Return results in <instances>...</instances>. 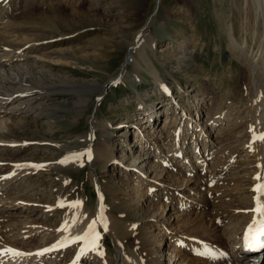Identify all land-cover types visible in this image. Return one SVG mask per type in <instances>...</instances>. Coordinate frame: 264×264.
<instances>
[{
    "label": "rangeland",
    "instance_id": "374dc122",
    "mask_svg": "<svg viewBox=\"0 0 264 264\" xmlns=\"http://www.w3.org/2000/svg\"><path fill=\"white\" fill-rule=\"evenodd\" d=\"M134 1L139 0H46L43 5L33 11L36 16L35 20H28L27 27L23 24L25 28L19 32L21 39L25 42L36 41L35 43L40 44L38 46L39 57L38 55L37 57L43 61L50 59L51 61H48L47 64L62 73L84 77L87 80H96L98 84L115 78L120 71L128 73L124 76L123 81L120 80L113 85L102 106L98 109L97 122L95 123L97 129L90 137L91 141L88 140L90 131L88 118L93 115L92 104H89V107L85 109L86 114L83 112L80 116V110L83 107H79L78 103L73 100H68L66 106H61L56 110L57 115L54 117L58 116L57 120L47 117L40 119L39 124L42 125V130L45 133H49V125L53 122L52 129L55 134L50 138L56 141V145L51 151L40 154L41 163H52L55 157L61 156L64 157V165L53 170L33 172L29 179L28 176H20L19 181L15 184L18 186L12 190L13 193L10 197L19 201L24 199V202L28 201V203L43 206L45 204L53 205L55 202L59 206L65 202L68 203L67 207H72L71 205L80 202V206L77 208L84 212L82 215H88L86 214V210H88L92 214L89 216H93L100 199V193L97 190L100 185L111 183V185L117 188L121 187L127 192L137 186L138 174L132 171L133 165L142 170L151 183L154 180L156 182L163 180L167 168L161 162L162 156L171 157V152H168L169 148L175 147L173 135H171L174 129L170 134H167L166 131L160 132L168 123L166 116L162 113L167 108L169 100L163 97L158 104V112L161 113V117L155 125L152 121H146L140 128L131 127L127 136L121 137L122 132L126 131L123 125L129 124L131 118L136 114H141L138 111L139 100L135 101L132 97L136 96L137 90H140L142 95L147 93L153 82L151 75L143 69L139 70V73L144 80H135L136 62H141L144 67L146 64L142 62L139 49L131 48L136 38L133 35L150 23L149 21L151 23L147 27V34L155 38L156 44L154 51L146 46L147 57L152 65L162 75H166L171 88L176 89L175 92L180 94L187 90L194 95L200 93L198 90L202 91L199 96V107L188 101L187 110L180 111L179 115L176 113L171 116L172 121L177 119V125L183 120L186 122L191 119L189 121L190 129L197 126V137L200 135V139L202 137L205 139L204 143H207L205 151L202 142L200 145L197 144L195 149L194 137L191 136L181 146L183 153L192 163L190 169L193 168L197 174L205 178L210 176L217 178L209 185L206 181L203 183V180L188 183V179H191L193 175H189V177L186 174L185 170L190 169L186 166L187 160L184 156L177 159V162L174 163L177 168L170 169L171 173H178L176 169L181 171L175 177L180 181L185 180L183 188L191 187V192L182 191H186V197H190L189 202L201 207H203L202 204H198V202L202 200L203 194L207 198L218 194V192L235 193L239 195V198L244 196V191L238 187V182L233 178L235 176L246 178L251 175V166L246 163L248 156L245 157L244 154L237 157L238 160H243L242 165L239 169L237 168L240 171L238 175H229V172L225 171L220 174L218 171L225 155L221 150L229 146L227 138L232 135L242 138L248 129L246 107H248L247 95L251 81L249 73L245 69L247 62L244 61V54L250 57H255L257 54V58L262 54L261 56L264 57V0H141L140 4ZM189 7H193L194 14L191 15ZM22 11L27 12L26 9H22ZM166 12L170 17L166 15ZM190 16L192 18L189 20ZM184 34L187 35L186 38H184ZM181 47L198 52L200 57L192 69L177 71L176 65L171 66V62H174L179 56ZM131 51L133 58H128ZM44 54H47L48 57H44ZM78 91L79 89L74 90L76 97L80 94ZM150 95L153 96V93L150 92ZM59 97H63V95L61 94ZM155 97L154 95L152 99L147 98L146 100L151 103V101H156ZM175 97L177 103L188 100L184 93ZM229 110H231L230 116ZM78 116L80 117L77 118ZM16 117H13L15 123L23 121L22 116ZM147 117L144 116L146 119ZM216 119L218 122H215ZM107 122L110 123L107 130H109V137L112 140L115 164H109L104 171L93 162L92 156L88 154V149L89 144L93 143L94 146H97L103 143L105 138L103 130L106 129L104 124ZM240 122H242L241 125ZM240 126L241 128H239ZM202 128L207 131L209 136L203 134ZM246 140L244 138L241 142H246ZM145 142L150 145L151 150L143 151ZM212 144L215 147L210 149ZM238 144L237 146L241 145ZM177 145H182V142H178ZM30 150L27 151L28 155L33 153ZM200 153L207 155L205 157L207 168L204 171L200 170L201 167L194 158L198 157ZM74 154L82 155L75 158ZM143 161L147 163L142 164ZM218 164L219 166H217ZM227 170H229L228 167ZM8 175V171L0 172V180ZM21 183L26 188L25 190H22L21 186L19 187ZM10 185H13V182H10L9 187ZM157 188L159 190L160 187L157 185ZM34 190H39L38 194H35ZM158 190H155V195L143 192L145 197L141 199L139 210L137 209L140 217L139 222H142L143 227L147 223L145 232L151 240L154 239V235L160 238L164 231L166 232V228H158L155 219H153V216H159L164 206H166L165 218L161 222H165L167 226L170 225L169 233L171 234L181 230L183 215H185L183 211H186V209L170 208L171 205L162 200L163 192ZM25 193H28L30 198L21 196ZM200 193L201 196H199ZM10 205V203L6 204V206ZM199 206L195 207L201 210L202 208ZM226 206L229 210L227 204L216 209H226ZM104 210L108 211V214L114 212L118 218H122V214L115 211L113 205L105 204ZM29 211L33 210L29 209ZM64 212L65 209L59 208L49 221L41 222L42 220H40L39 223L52 227L58 225ZM205 220L206 225L210 227L211 218L207 217ZM133 221L135 220L131 217L124 222ZM103 237L105 238L104 245L101 246L100 251L104 259L108 255H115L116 241L106 232ZM173 237L175 238V236ZM245 240L246 236H243V248ZM127 242L126 246L129 247L130 239ZM171 243L172 241H165L160 245V248L165 250V255L159 256L161 264H174V262L180 264L179 256L177 259L174 257L169 259L168 255L171 253L169 249L174 247V245L169 247ZM119 248L121 251L123 250L122 245ZM251 248H247L246 251L255 254L261 250ZM176 252L178 251L176 250ZM192 263L197 264L199 261H192Z\"/></svg>",
    "mask_w": 264,
    "mask_h": 264
},
{
    "label": "bare ground",
    "instance_id": "6f19581e",
    "mask_svg": "<svg viewBox=\"0 0 264 264\" xmlns=\"http://www.w3.org/2000/svg\"><path fill=\"white\" fill-rule=\"evenodd\" d=\"M45 2L46 0H0V172H9L7 177L5 176V178L0 180V250L11 248L25 254L19 258L5 255L2 258V264H161L159 256L165 255V250L161 249L160 245L165 241H172L169 247L174 245L173 248L169 249V251L171 250L168 255L169 259L173 257L177 259V256H179L178 262L180 264H195L192 261H199L197 264H264V247L252 246L253 250L256 248L261 249L258 250L259 252L255 251L257 253L252 254L246 251L249 248L247 241L245 240L246 246L244 245V248L242 244L243 236H246L249 226L253 224L255 219V213L252 209L255 207L254 198L257 193L254 188L261 183V180H257L256 177L260 175L264 179V170L259 167L264 166V141L254 140V135L264 134V57L261 56L262 54L259 58H257V54L255 57L244 54V61L247 62L245 69L249 73L248 76L251 81L247 95L248 107H246L248 129L244 135L242 134L243 136L241 135L242 138H237V135L227 138L229 146L221 150L225 155L222 158L223 160H221V164L219 163L221 167L218 172L220 174L225 171L229 172V175H238L240 173L238 169L242 165L243 160L240 161L237 157L244 154L245 157L248 156L246 163L251 166V175L246 178L239 176L233 178L238 182V187L245 194L241 198L235 193L218 192V194L210 198L203 194L202 200L198 202V204H202L203 207H201L197 204H192L189 202L190 197H186L185 192H191V187L183 188L185 180L180 181L179 178L175 177L181 171L176 169L178 173L174 174L171 173L170 169L173 168L174 170V168H177L174 163L177 162L180 156L186 157V166L189 169L191 168L192 163L187 158V155L183 153V147H181L189 137H194L195 149L197 144L200 145V142H202L203 150H206L207 143H204L205 139H202V137L200 139V135L197 137L198 127L196 126L194 129L191 127L190 129L189 121L191 119L186 118L188 121L185 122L183 120L179 125H177V119L171 120L172 114L177 113L179 115L180 111L187 110L188 101L190 104L199 107V96L202 91L198 90L200 93L192 95L187 90H184L180 94L184 93L188 100L185 102L178 101V103L175 101V96H180L179 92H175L176 89L173 90L171 88L166 75H162L147 57L146 48L149 47L154 51L156 45L155 38L147 34V27L151 21L133 35L136 38L131 48L139 49L138 52H140L142 62L146 64V67H144L141 62H136L135 72L137 71V73L134 76L135 80H144L139 73V70L142 71L143 69L151 75L153 82L147 93H144V91L142 95L140 90H137L136 96L132 97L135 101L136 99L139 100L138 105L140 107L138 111L141 114L138 113V115L133 116L129 124L125 122L127 125L123 126L126 131L122 132L121 137L127 136L131 127L140 128L146 121H152L155 125L159 117H161V113L159 114L158 112V104L163 97L169 100L167 108L162 113V115L166 116V122L168 121V123L164 125V129L160 132L166 131L167 134H170L174 129L171 135H173L175 147L169 148L168 152H171V157L162 156L161 162L167 168L163 180L159 182L154 180L151 183L146 174L133 165L132 171L138 174L137 186L127 192L121 187L117 188L111 185V183L100 185V188L97 189L100 193V199L93 216H89L91 212L88 210H86L88 215H82L84 212L80 211L81 209L67 207L68 203L65 202L59 206L57 202L53 205L45 204L43 206L28 203V201L24 202V199L19 201L10 197L13 193L12 190L18 186L15 184L19 181L20 176H28L29 179L33 172L53 170L64 165V157L62 158L61 156L55 157L52 163H41L40 154L51 151L56 145V141L50 138L55 134L52 129L53 122L49 125V133H45L42 130V125L39 124L40 119L47 117L57 120L58 116L54 117V115H57L56 110L61 106H66L68 100H73L78 103L79 107H83L80 110V116L83 112L86 114L85 109L89 107V104H92L91 107L94 108L92 110L93 115L88 118L90 126L88 140H90V137L97 129L95 123L97 122L98 109L108 96V91L114 84L120 80L123 81L124 76L128 73L120 71L115 78L98 84L96 80H87L84 77L60 72L47 64L48 61H51L50 59H46V61L39 59L40 49L38 46L40 44L35 43L36 41H23L19 32L25 28L28 20H35L36 16L33 11L37 10ZM134 2L142 3L141 0ZM22 9H26L27 12H23ZM189 9L191 15L194 14L193 7H189ZM166 15L170 17L168 12H166ZM191 18L190 16L188 19L190 20ZM76 21L78 20L76 19ZM186 36L184 34V38ZM131 54L132 51L128 58L132 57ZM44 57H48V55L44 54ZM199 57L198 52L181 47L179 56L174 62H171V66L176 65L174 67L177 71L189 70L196 64V60ZM77 89L80 91V94H78L79 91L77 93L78 97L74 94V90ZM150 92L153 93V96H156V101H151V103L146 100L147 98L152 99L153 96L150 95ZM61 94L63 97H59ZM147 104L149 105L147 106ZM230 114L231 110H229V116ZM18 115L22 116L23 121L15 123L16 121H14L13 117ZM144 116H148L147 119ZM215 122H218L217 119ZM241 124L242 122H240ZM104 126L106 129L103 130V136L105 137L103 143L97 146H94L93 143L89 144L88 151H90L93 162L105 171L109 164H115V157L112 150V140L109 137L110 132L107 130L110 123L107 122ZM202 131L204 135L207 134V131H204L203 128ZM206 136L209 135L207 134ZM244 138L247 140L242 143L241 141ZM178 142H182V145L178 146ZM238 143L243 145V147ZM214 147L215 145L212 148L210 145V149ZM30 149L33 153L28 155L27 151ZM146 149L148 151L151 150L147 142L143 145V151ZM209 153L208 156H210ZM205 157L207 155L204 153L194 157L198 165H200L201 171L207 168ZM145 163L147 162H142V164ZM17 165L29 166L17 167ZM31 165H42V167H33ZM227 167L229 170H227ZM185 171L188 176L193 175L191 179H188V183L203 180V183L206 181L209 185L215 182L217 178L215 176H207L208 178H205L197 174L193 168ZM10 182H13V185L9 187ZM157 185L160 187L159 190ZM20 186L23 188L22 190L26 189L22 186V183ZM161 187L164 188L161 189ZM156 189L163 192L162 200L170 204V208L186 209V211H183L185 215H183L181 230L171 234L169 233L170 225L167 226L165 222H161L165 218L166 206H164L159 216H153V219H155L158 228H166V232L164 231L160 238L154 235L155 240H151L145 232L147 223L143 227L142 222H139L140 217L137 209L141 199L145 197L143 192L155 195ZM34 191L35 194H38L39 190ZM201 195L200 193L199 196ZM21 196L30 198L28 193H25V195L21 194ZM8 203L11 205L6 206ZM105 204L113 205L116 209L115 211L122 214V218H118L114 212L108 214V211L104 210ZM224 204L229 205V210H227V206L226 209H216ZM195 206H199L202 209L198 210ZM59 208L65 209V212L62 214L58 225L56 224L52 227L51 225L39 223L40 220H42L41 222L49 221L50 217L55 215V211L57 212ZM29 209L33 211H29ZM36 215L38 216L35 217ZM101 216L105 218L106 223L100 220ZM131 217L135 221L124 222ZM207 217L212 220L210 227L205 222ZM93 221L98 222L96 231L100 235L99 247L96 250L86 251V254H81L82 249L86 247V242L74 240V238L87 234ZM105 232L113 237L116 244L114 248L115 255H108L107 258L103 259L100 249L104 245L103 241L105 238L103 234ZM129 239L131 243L127 247L126 244ZM62 244L64 246H61ZM120 245L123 247L122 251L119 248ZM196 249L200 251L210 250L211 254L198 255L194 251ZM196 256H198L197 259H195ZM174 264H177V262H174Z\"/></svg>",
    "mask_w": 264,
    "mask_h": 264
},
{
    "label": "snow or ice",
    "instance_id": "6c2138e0",
    "mask_svg": "<svg viewBox=\"0 0 264 264\" xmlns=\"http://www.w3.org/2000/svg\"><path fill=\"white\" fill-rule=\"evenodd\" d=\"M254 132V129H253ZM259 139L261 141H264V134L254 135V140ZM90 155V151L88 153ZM82 154H74L75 158H79V156ZM21 166H29V165H17V167ZM33 167H42V165H31ZM264 170V166H259ZM257 180H261V183L257 184L254 188V191L257 193L255 199V207L252 209V211L255 213V219L252 225L249 226L247 233H246V241L248 243L249 247L257 246V247H264V179L260 175L256 177ZM63 206V205H61ZM72 207H79L80 202H76L75 204L71 205ZM101 221H104L106 223V220L103 216L100 217ZM97 221H93L92 225L89 228V231L87 234L83 236H77L74 238V240H83L86 242L85 249H82L81 254H86V251L88 250H96L99 247V239L100 235L96 231V225ZM61 246H64L63 244ZM197 252L198 255H210L211 251H200L198 249L194 250ZM42 254V253H41ZM5 255H9L12 258H19L24 253L19 252L18 250L11 249V248H5L3 250H0V264H2V258Z\"/></svg>",
    "mask_w": 264,
    "mask_h": 264
}]
</instances>
